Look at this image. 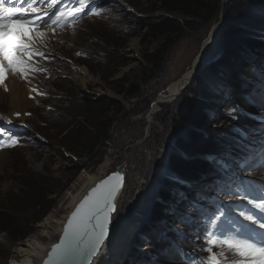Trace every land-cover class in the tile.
<instances>
[{
	"label": "rangeland",
	"instance_id": "1",
	"mask_svg": "<svg viewBox=\"0 0 264 264\" xmlns=\"http://www.w3.org/2000/svg\"><path fill=\"white\" fill-rule=\"evenodd\" d=\"M232 1L222 0L219 16L207 27L199 28L196 32L187 31L182 40L171 49L163 68L156 74H150L151 78L148 74L143 75V68L146 66L143 54L147 48L146 43L149 42L145 41V24L157 21L162 16L161 11H145L146 7H153L151 0H100V4L107 2V7L98 17L91 15V18H87L90 16L87 15L75 25H66L63 28L54 26L55 34L52 29H41L47 36L37 47L48 59L35 57L34 61L36 67L48 71L29 73L31 83L21 81L46 95L36 94L41 101L28 109L31 115H28L27 120L17 119L12 121V125L6 126L22 137L21 145L0 150V224L3 226L5 218L9 217L15 222L18 221L17 230L21 231V235L27 230H32L33 234L23 240L13 241L9 234L0 231V264H9L15 247L36 235H39L40 242L50 245L49 247L55 244L60 234L49 229L50 235H44L40 225L51 215H54L56 221L64 222L74 208L70 205L72 196L84 189V176L97 175L107 159L110 163L103 178L121 165H125L126 173L125 189L118 200L112 229L126 219L133 220L137 225L122 264H201L206 260L209 254L204 250L207 247L205 233L212 230L209 225L212 212L217 206L234 207L236 203H247L229 195V186L225 183L228 175L235 172L241 181H256L253 187L264 182V167L261 166L260 158V149L264 147V74H259L257 79L251 81L247 74L253 70L252 67L247 66L239 72L241 64H229L222 68L218 63L223 69L222 74L218 75L222 76V81L213 82L214 78L205 80L212 97L206 108V123L199 132L201 135L205 133V139L208 137L206 131L220 135L223 141L229 138L232 130L246 133L245 140L236 137L227 141L232 147L230 150L220 148L216 153L198 155L177 148V131L171 126V118L176 114V107L182 96L188 93L184 94L186 89L178 98L160 103L155 113L153 106L167 88L178 82L191 67L203 43L221 18L224 24L221 42L226 46L224 36L227 33V12ZM239 22L251 26L254 24L256 32H264V9L248 8ZM158 44L155 43L149 48L154 50ZM115 53L118 57L112 62L113 56L116 58ZM124 57L130 60L126 66L119 64ZM222 57L219 60L222 61ZM245 61L248 60L245 58ZM84 71L89 73L86 84L83 83ZM235 76L241 79L240 85L234 84ZM204 78L203 74L197 79L200 81ZM129 80L139 85L140 93L137 97L125 98L117 88L120 83ZM245 83H251L253 89H246ZM67 92L73 97L69 96L71 94L67 95ZM83 92L92 97L118 100L124 115L115 124L100 157L87 161L86 167L73 176V170L69 169L81 163L80 157L75 156L68 145L61 144L60 139L65 138L71 129L72 119L77 114H74L75 107ZM225 92L228 98L221 99ZM10 95L9 91L0 86V114L6 119H9L8 115L12 111ZM252 95L256 103H251L248 99L246 101L251 110L246 106H235L241 97ZM259 108L261 111L255 112L254 109ZM237 112L238 118L233 119ZM181 137L188 139L185 132L181 133ZM235 150L244 154L241 157L234 155V161L231 162L221 158V151L230 154ZM186 152L189 154H185ZM172 153H178L187 159L205 157L211 165H220L223 173L213 179H208L207 175L194 184L187 183L169 172ZM244 157L248 158L251 167L246 165L241 169L239 163ZM83 163L85 162L82 160ZM224 165H231V168L225 169ZM41 177L44 178V183L50 185L49 191L45 192L47 196L39 193L38 200L43 206L32 212L28 198L34 193L33 184ZM166 178L186 184L191 189L187 192L191 194L177 189L176 199L170 200L164 210L166 219L158 220L151 231L146 232L144 228L151 220L157 192L165 185ZM42 215L44 217L40 221L27 229L24 227L28 226L33 217L37 219ZM54 225L58 226L56 223ZM227 227L231 226L223 225L224 231ZM160 231L162 233L153 237ZM214 250L219 251L215 247ZM5 253L8 255L7 259H3ZM225 253L230 262L236 261L235 254Z\"/></svg>",
	"mask_w": 264,
	"mask_h": 264
},
{
	"label": "trees",
	"instance_id": "2",
	"mask_svg": "<svg viewBox=\"0 0 264 264\" xmlns=\"http://www.w3.org/2000/svg\"><path fill=\"white\" fill-rule=\"evenodd\" d=\"M151 1L153 7H146L145 11L149 13L161 11L162 16L157 21L145 24L147 29L145 41L147 40L149 42L146 43L147 48L144 49L143 54L144 63L146 65L143 68V75L148 74L149 76L152 73L156 74L163 68L164 62L171 49L176 43L182 40L187 31L196 32L199 28L207 27L217 19L222 9V0ZM248 8L264 9V0L232 1L231 8L227 12V33L224 36L227 44L226 52H224V56L222 57L223 59L221 58L222 61L219 60L204 68L202 74H199L197 78H200L203 74L205 78L200 81L196 78L192 85L184 92V94L188 92L189 96L187 93L180 99L181 101L176 107V114L171 118V126L177 131L175 143L177 148L192 152L191 154L206 155L216 153L220 148L232 149L227 142L229 139L242 137L245 140V135L242 136L239 130H232L229 138L224 141L221 139L220 135L212 134L208 131H206L208 137L205 139V133L203 132L201 135L199 130H201L206 123V108L210 105V99L212 97V92L207 87L205 80H207V78L208 80L214 78L213 82L222 81V76H219L221 79L218 77L223 71L219 64L222 68L225 65L229 66V64H241L242 68H240L239 72H242L247 66L252 67L253 70L247 74L251 81L257 79L259 74H264V32H256L254 24L251 26L248 23L243 24L240 23L241 21L239 22L243 17V12L245 10L247 11ZM155 43L159 44L154 50H151L149 47ZM114 55L116 58L113 56L112 62L116 61L118 57V54L116 55L115 53ZM243 55L244 61L242 62ZM245 58L248 60L247 62ZM129 63L130 60L127 57L119 61V64L123 66ZM233 80L234 84L238 85L242 82L241 79L236 78V76L233 77ZM124 82L125 83H120L117 86L121 94H124L125 98L137 97L140 93L139 85L131 83L130 80ZM244 85L246 89L251 90L253 89L254 82L253 85L251 83H245ZM214 93L213 90V94ZM69 94L71 93L67 92V95ZM81 94L82 96L78 101L79 104L75 107L74 114L75 112H77V114L74 115L72 119L71 129L65 138L60 139L61 144L68 145L70 151H73L75 156L80 157L81 163L79 165L75 164L71 166L72 169H69L70 171L73 170V176H76L86 167L85 164L87 161L100 157L102 148H105V144L110 140L115 124L121 117L123 118L124 115L122 106L118 100L97 98L96 96L92 97L86 92ZM77 95L78 94H76V96ZM69 96L73 97L72 94ZM256 96L257 95H254V97ZM247 99L251 101V103H256V101L253 100V95L251 97L244 96L238 99V105L236 107L240 106L244 108L246 106V108L251 110V107L247 105ZM254 110L255 112L261 111L260 108ZM126 117L128 118L127 114ZM184 132L188 136L187 140L181 137V133ZM185 154L189 153L186 152ZM243 154L244 153L240 151L236 152V150L230 154L229 152L221 151V158L229 159L228 162H231L234 161V155L241 157ZM82 160L85 163L82 164ZM168 170L172 176H176L178 179L193 184L200 181L204 176L209 175L208 179H213L221 176L223 173L220 165H211L205 157L187 159L185 156H180L178 153L171 155ZM168 178L165 179V185L163 184L164 186L157 192V200L150 215L152 216L151 220L148 221L146 228H144L146 232L147 229L152 228L154 223L158 220L167 217L164 210L170 200L176 199L177 189H181L189 195L191 194L187 192L191 189L187 188L185 184L168 180ZM49 186V184L44 183L43 177L33 184L34 193L32 196L29 195L28 198L29 209L33 210L32 212H35L40 206H43L38 200L40 197L39 193L42 192V194L47 196L45 192L46 190L49 191ZM44 215L37 219L33 217L32 221L28 223V226L26 225L24 227L27 229L30 225L40 221ZM6 219H8L7 222ZM17 222L13 221L12 218H5V224L3 226L0 224V231L9 234L10 239L13 241L23 240L33 234L32 230H27V232L21 235V231L19 232L17 230V227H19V223ZM8 225L11 227H8ZM7 258L8 255L5 253L3 259Z\"/></svg>",
	"mask_w": 264,
	"mask_h": 264
},
{
	"label": "snow or ice",
	"instance_id": "3",
	"mask_svg": "<svg viewBox=\"0 0 264 264\" xmlns=\"http://www.w3.org/2000/svg\"><path fill=\"white\" fill-rule=\"evenodd\" d=\"M59 3L60 0H0V85H4L9 73L31 83L29 73L48 71L36 67L34 61L35 57L48 59L37 47L47 36L42 28L52 29L55 34L54 26L75 25L84 16H100L103 11L102 7L95 6V0H66L57 7ZM30 91L46 95L34 87ZM31 98L35 99V96ZM15 115L19 117L21 113ZM236 118L238 112L233 116ZM12 123L11 119L0 116V150L21 145L22 137L6 127ZM241 135L246 133L241 132ZM260 158L264 167V147L260 149ZM246 165L251 167L248 158L244 157L239 167L243 169ZM224 168L230 169L231 165H224ZM114 178L118 183L112 185ZM122 180L123 177L115 173L92 189L72 213L64 239L53 246L44 264H92L108 237L111 214L116 211L113 201ZM225 183L229 186L230 196L247 203H236L234 207L217 206L212 212L209 218L212 230L205 233L207 247L204 250L209 255L201 264H232L225 248L241 258L239 264H264V182L253 187L256 181H241L239 175L231 172ZM225 224L231 226L230 230L224 231ZM214 247L219 251H214Z\"/></svg>",
	"mask_w": 264,
	"mask_h": 264
},
{
	"label": "bare ground",
	"instance_id": "4",
	"mask_svg": "<svg viewBox=\"0 0 264 264\" xmlns=\"http://www.w3.org/2000/svg\"><path fill=\"white\" fill-rule=\"evenodd\" d=\"M223 30H224V24H223V18H221L215 24L209 37L203 43V46L197 57L192 62L191 67L187 70L186 73H184V75L178 82L172 83L167 88V91L159 97V99L157 100L158 102L154 104L153 106L154 113L158 109L160 103H163L167 100L172 101L176 99V97H178L180 94H182L183 91L187 89L188 86L193 82V78L195 77V73L197 70H199L202 66L207 65L211 60H214V58L216 59L217 56L222 54L224 49V43L221 42ZM83 75H84L83 83L86 84L87 79L89 78V73L87 71H84ZM0 86H2L4 90L6 87L7 88L6 91H9L11 93L10 98H11L12 111L8 115V118L11 119L13 122H15L17 119L22 121L27 120L28 115H26V113H28V109H31L30 107H34L37 102L41 101L39 98L36 97V93H31L30 89L32 87L29 84L22 82L18 76L9 74L8 79L5 80L4 85H0ZM222 95L223 96L221 99L228 98L226 92ZM32 96H35L34 100L31 98ZM17 112L21 113L19 117L15 115V113ZM154 113L152 112V114ZM109 163L110 162L107 159L106 163L101 166L100 172L97 175L86 174L84 176L86 177L84 178L86 180L83 191L75 196H72L70 205L74 207L73 210L81 202V200L87 195L88 191L92 189V187H94L99 181L109 176L107 175L106 177L103 178V175L106 173L105 169ZM125 184H126V175H125ZM68 217L69 215L65 217L64 222H60L55 220L56 218L54 217V215H51L50 217L45 219L44 222L40 225L41 226L40 229L42 230V233L44 235H50L51 231H49V229H51L54 230L53 231L54 233H59L61 237L64 230V225ZM55 223L58 224L57 227H55L54 225ZM136 229H137V225L131 219H126L125 221L121 222L118 225V227L114 229H112L111 226V233L106 243L104 244L103 249L100 251V254L93 261L94 262L93 264H122L124 261V257L129 250V245L132 242ZM228 230H230V227H227L226 231ZM55 244L49 247L50 245H46L45 243L40 242L39 235H36L35 238H30L26 242L18 244L15 247L13 252V257L10 260L9 264H43V262L46 259H48V253L52 251V248ZM225 252H228L226 248H225ZM240 260L241 258L237 256L236 261L232 262V264H239ZM225 264H228V262H226Z\"/></svg>",
	"mask_w": 264,
	"mask_h": 264
},
{
	"label": "water",
	"instance_id": "5",
	"mask_svg": "<svg viewBox=\"0 0 264 264\" xmlns=\"http://www.w3.org/2000/svg\"><path fill=\"white\" fill-rule=\"evenodd\" d=\"M225 47H226V46H224V49H223L222 54H220L219 56H217L216 59L214 58V60H211L207 65L202 66L199 70H197L196 73H195V77H194V78H196V76H198V75L200 74V72H202V70H203L204 68H206L207 66L213 64V62H216L217 60H219L220 57H222V55H223V53H224V51H225ZM194 78H193V80H194ZM190 85H191V84H190ZM190 85H189V86H190ZM189 86H188V87H189ZM181 95H182V94H180L179 96H181ZM179 96H178V97H179ZM178 97H176V98H178ZM215 97H216V96H215ZM124 169H125L124 165H121L120 167H118V169H117L115 172L109 174V176H113L115 173H119V174L123 177V180H122V181H119V183H120V187L118 188V191H117L116 194H115V199H114V201H113L114 204H115V206H116V211H115L114 213L111 214V223H110V225H109V234H108V237H109V235H110V233H111V226H112V223H113V216L117 213V210H118V207H117V206H118V200H119V198H120V195H121L122 191H123L124 188H125V175H126V173H125V170H124ZM109 176H108V177H109ZM108 177H106V178L103 179V180L108 179ZM103 180H101V181H103ZM101 181H99L94 187H92V189H93V188H96L97 185H99V184L101 183ZM117 183H118V181H117L115 178L111 181V184H112V185H115V184H117ZM92 189H90V190L88 191L87 195L81 200V202H82L87 196H89V194L92 192ZM81 202H80V203H81ZM80 203H79V204L75 207V209L72 210L71 213L69 214V217H68V219H67V221H66V223H65V225H64L63 233H62L61 237L59 238V240H58V242H57L56 244L60 243L61 240L64 239V231H65V229H66V227H67L68 221L71 219V217H72V213L77 209V207L80 205ZM108 237L105 239L104 244L106 243ZM56 244H55V245H56ZM104 244H103V246L101 247L100 251L103 249ZM50 253H51V252H50ZM48 257H49V253H48ZM97 257H98V256H97ZM97 257H94V258H93V260H92V264L94 263L93 261H94ZM46 260H47V259H46ZM43 264H44V262H43Z\"/></svg>",
	"mask_w": 264,
	"mask_h": 264
}]
</instances>
